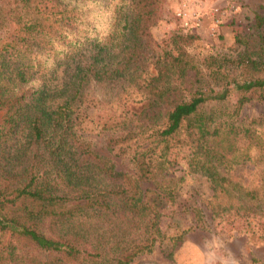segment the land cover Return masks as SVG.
<instances>
[{"label":"trees","instance_id":"1","mask_svg":"<svg viewBox=\"0 0 264 264\" xmlns=\"http://www.w3.org/2000/svg\"><path fill=\"white\" fill-rule=\"evenodd\" d=\"M162 2L0 0L9 32L0 40V264H129L150 253L163 237L155 201L173 200L167 154L180 146L209 181L214 218L264 220L263 121L239 116L252 100L264 105V14L246 30L237 23L234 56L195 59L192 29L169 35L154 75L141 78ZM124 77L141 95L138 111L104 129L122 127L106 149L129 170L96 153L83 130L93 85ZM243 164L252 166L245 182ZM190 213L187 230L201 227V210Z\"/></svg>","mask_w":264,"mask_h":264},{"label":"rangeland","instance_id":"2","mask_svg":"<svg viewBox=\"0 0 264 264\" xmlns=\"http://www.w3.org/2000/svg\"><path fill=\"white\" fill-rule=\"evenodd\" d=\"M180 1L163 0L159 19L149 28L154 53L147 58L144 70L138 73L141 78L154 75L152 62L159 50L169 47V35L187 31L179 25L174 14ZM214 7L218 12H213ZM199 10L203 14L201 24L192 28L198 39L186 46L188 52L195 59L208 54L234 56L241 48L234 43L233 35L241 29L237 23L240 22L244 30L252 25L253 13L264 14V0H203ZM98 17L104 25L106 14L100 13ZM8 34V31L1 30L0 40L6 39ZM91 93L96 100L94 106L85 109L84 133L96 153L110 158L120 169L129 170L124 160L106 149L108 139L111 135L121 134L122 127L107 131L104 125L115 119L120 121L121 117H135L141 95L127 77L108 85L95 84ZM239 116L243 122L250 121L252 117L261 119L263 126H260V130L264 135L262 103L250 101L242 107ZM189 157L187 148L182 146L168 152L167 161L171 171L167 177H172L173 200L159 196L155 201L161 213L158 227L163 237L150 253L136 255L129 264H264L263 217L251 213L246 217L214 218L205 205L211 194L209 181L206 176L190 170L187 166ZM251 172L252 166L243 164L238 165L236 174L245 182L249 181ZM140 186L142 189H153V185L147 182ZM193 207L201 210L202 226L187 230L190 225L194 226L190 213Z\"/></svg>","mask_w":264,"mask_h":264},{"label":"built area","instance_id":"3","mask_svg":"<svg viewBox=\"0 0 264 264\" xmlns=\"http://www.w3.org/2000/svg\"><path fill=\"white\" fill-rule=\"evenodd\" d=\"M202 3L203 0H181L179 2L178 6L175 8L174 14L179 20V25L182 28L189 30L193 27L197 28L201 24L203 14H201L199 8ZM213 12H218L216 7L213 8Z\"/></svg>","mask_w":264,"mask_h":264}]
</instances>
